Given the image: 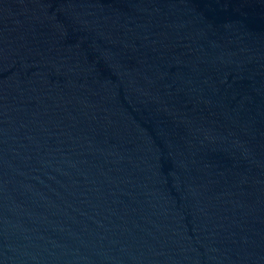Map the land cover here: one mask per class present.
I'll use <instances>...</instances> for the list:
<instances>
[{"label": "water", "instance_id": "95a60500", "mask_svg": "<svg viewBox=\"0 0 264 264\" xmlns=\"http://www.w3.org/2000/svg\"><path fill=\"white\" fill-rule=\"evenodd\" d=\"M0 264H264V0H0Z\"/></svg>", "mask_w": 264, "mask_h": 264}]
</instances>
